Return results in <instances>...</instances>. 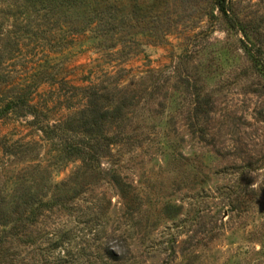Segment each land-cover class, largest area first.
Segmentation results:
<instances>
[{"label": "rangeland", "instance_id": "rangeland-1", "mask_svg": "<svg viewBox=\"0 0 264 264\" xmlns=\"http://www.w3.org/2000/svg\"><path fill=\"white\" fill-rule=\"evenodd\" d=\"M224 8L0 0V264H264V0Z\"/></svg>", "mask_w": 264, "mask_h": 264}, {"label": "trees", "instance_id": "trees-1", "mask_svg": "<svg viewBox=\"0 0 264 264\" xmlns=\"http://www.w3.org/2000/svg\"><path fill=\"white\" fill-rule=\"evenodd\" d=\"M225 1L226 0H218V6L221 8L222 13H225ZM86 90L89 89V87L85 88ZM102 97V95L100 96ZM99 97V98H100ZM120 109L116 110H109L104 109L103 112H101L97 107H90L86 105L84 109H82L78 115L76 122H82L86 118H91L92 122L89 124L90 130L83 131L86 133H97V130L100 128V121L103 120L104 122H108L111 124L113 122V119H115V116L117 115ZM70 120H73L72 117H66V119L61 120L58 122L59 127L63 126V124L71 123ZM84 124V123H83ZM61 129V128H60ZM106 129V130H105ZM104 129L105 137L103 138V141H98L95 138L91 139L89 142H87L84 145L79 144H72L68 146L66 149H64L62 154L67 158H75L80 162V167L76 171V173L80 172L81 170H84L88 173H95L96 169L98 168V161L102 159L103 157H107L108 154L111 152L110 147L112 145H115L114 138L112 136L111 128ZM107 135V136H106ZM110 135V136H109ZM23 196L18 197V199H21ZM23 199V198H22ZM120 249H112L109 248V254L108 257L114 261H119V259H116L117 253L121 252L123 253V247L122 245L119 246Z\"/></svg>", "mask_w": 264, "mask_h": 264}]
</instances>
